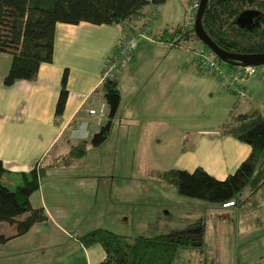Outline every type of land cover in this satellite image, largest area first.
<instances>
[{
	"label": "crops",
	"instance_id": "1",
	"mask_svg": "<svg viewBox=\"0 0 264 264\" xmlns=\"http://www.w3.org/2000/svg\"><path fill=\"white\" fill-rule=\"evenodd\" d=\"M144 19L136 20L135 27H141ZM149 30L151 33V27ZM121 35V25L57 23L52 62L40 65L35 81L18 80L10 86L4 85L3 79L12 57L9 53L0 52L2 165L9 172L18 173L28 172L39 163H56L47 169L38 191L30 197L32 207L43 208L47 219L0 245V264H99L105 256L102 247L98 244L84 246L78 241L79 236L96 228L132 237L176 232L202 233L203 249L194 250L206 251L207 233L203 230L206 222L202 221L201 215L199 217V212H195V208L203 203L179 195L176 188L165 181L157 183V187L167 198L162 199L164 197L160 194L161 200L152 202L148 186L116 182V167L104 165L105 158L116 159L126 155L131 138L126 133V126L132 118L153 126L155 131L163 128L165 117H168L165 116L166 111H170L175 99L168 95L175 96L180 83L187 91L193 89L190 95L201 99L212 98L216 91L225 92L210 72L136 73L138 67H133V72H130V66L141 64V59L146 56L153 67L162 65L166 71L171 67L174 69L180 60L176 49L179 47L163 39H155L156 42L149 40L153 42V46L150 44L149 47L136 42L131 55L126 58L128 61L113 77L118 83L120 103L108 138L98 147H89L77 162L58 164L71 144L90 139L94 127L98 129L104 120L97 124L96 118L87 110L97 109L103 102L102 71ZM65 69L68 70V97L63 113L55 116ZM243 83L250 94L248 100L257 99V106L250 108L249 112H237L239 102H233V108L231 105L222 108L227 117L219 122L215 131H209L208 121L195 125L190 135L180 137L181 144L166 148V152L160 154L169 159L170 166L154 170L177 168L192 171L200 166L218 180L233 173L251 148L234 137L221 135L219 128L237 114L261 113L259 105L264 103V81L258 75ZM88 154H92V166H88ZM105 178H111V181ZM6 181L13 183L11 177ZM263 184L264 181L249 196L254 198ZM253 200L251 204L255 203ZM221 207L229 208L223 204ZM255 210L253 208L249 212L252 214L248 218L253 223L262 222L264 216L258 215ZM239 227L242 229L246 225L239 224ZM4 228L12 233H3L1 229ZM0 232L13 235L14 227L1 223ZM238 232L241 233L240 230Z\"/></svg>",
	"mask_w": 264,
	"mask_h": 264
},
{
	"label": "trees",
	"instance_id": "2",
	"mask_svg": "<svg viewBox=\"0 0 264 264\" xmlns=\"http://www.w3.org/2000/svg\"><path fill=\"white\" fill-rule=\"evenodd\" d=\"M168 0H0V52L12 57L3 79L6 86L18 80L35 81L43 63H51L57 23L121 25L145 18L151 5ZM251 12H254L252 14ZM207 36L220 49L238 54L264 53V0H207L201 15ZM144 24V22H143ZM136 26V25H135ZM142 26V25H141ZM150 35V30H148ZM160 40L175 47L188 41H199L194 28L184 24L160 33ZM206 46V45H204ZM117 46L114 49L113 55ZM231 69L242 66L236 61L221 60ZM263 66L258 64L255 66ZM68 70L62 74L55 116L66 104ZM105 104L104 120L90 139L71 144L59 163L70 165L80 160L89 147L103 144L110 134L116 116L120 91L115 78L102 84ZM220 134L231 136L250 146V153L225 179L218 180L202 167L192 171L170 168L154 170L157 178L174 186L179 195L210 203L240 202L243 190H255L264 181V114H237L220 126ZM56 163H39L28 172L11 173L0 161V224L14 227L13 235L0 232V245L26 233L33 224L43 222V208L31 205V195L38 191L47 169ZM12 179L10 184L6 179ZM84 246L98 244L105 256L99 264H172L178 250L203 249L202 233L176 232L154 236H126L109 229L96 228L78 237ZM236 264H255L251 262Z\"/></svg>",
	"mask_w": 264,
	"mask_h": 264
},
{
	"label": "rangeland",
	"instance_id": "3",
	"mask_svg": "<svg viewBox=\"0 0 264 264\" xmlns=\"http://www.w3.org/2000/svg\"><path fill=\"white\" fill-rule=\"evenodd\" d=\"M191 1L168 0L163 4L151 5L149 13L140 24L144 25L146 23L149 28L151 27L150 37L158 41L160 40L158 36L160 37L161 32L164 30L170 31L185 23L187 8ZM153 11L156 12L157 17L150 18V14ZM138 41L145 43L143 45L148 47L153 43L146 37L134 38L130 43L132 51L134 50V44ZM151 45L153 46V44ZM176 49L179 51L180 60L178 64H175L176 67L174 69L171 67L169 71H166L162 65L153 67L148 56H146L141 59V64L131 65L130 72H133V67H138L136 73H209L200 72L195 61V54L192 51L185 50L182 47ZM139 57L141 58V55ZM127 61L128 59L122 61L114 74ZM257 73L259 78L264 81L263 66H257ZM243 84L242 87L244 86ZM198 88L197 86V91ZM176 92L175 96L170 93L168 95L173 96L175 99L170 111H166L165 116L168 117H165L162 129L155 131L156 128L153 126L146 125L145 122L132 118V121L126 126V133L129 138L131 137L128 142L130 146L126 151V155L117 156L116 159L112 157L110 159L105 158L104 160L106 162V164L104 163L105 166L116 167V178H114V181L132 182L138 184L139 187H141V184L148 186L150 188L148 195L151 196L150 201L152 202H156L157 199L161 200L160 194L164 197L162 199L167 198V196L163 195V191H160L162 189L157 187V183L159 184V182L163 181L153 174L154 169L168 168L170 166L169 159L160 156L161 153L166 152V148H173L177 144H181V141H179L180 137H187L192 133L195 125L206 124V121L209 122L207 126L210 129L209 131H215L219 122H222L227 117V113H224L222 108L229 105L233 108V102L234 104L237 102L240 104L239 108L236 109L237 112H249L250 108L257 106V99L251 102L248 100L250 94H248L249 98H239L229 93L225 94V92L216 91L212 98H205V100L204 98L201 99L198 96L190 95L189 92L192 93L193 89L187 91L182 86V83H180L179 90ZM259 108L261 113L264 114V103H261ZM94 128L93 133L97 127L95 126ZM157 138L161 140L157 141ZM115 143L114 141L113 145ZM88 157V166H92L94 164L93 159H91L92 154H88ZM105 180L111 181V178H105ZM260 189L258 194L251 198L249 194L254 192V190L250 191L248 187H245L240 202H228L229 208L227 209H222V204L196 199V201L203 203L201 207L195 208V212H199V217L201 215L202 221L206 222L203 230L207 233L205 241L208 247L203 252L194 250L197 249L196 247L180 249L172 264H236L237 261L264 264V220L259 223H253L248 218L252 214H249V212L253 208H256L255 211H257L258 215L264 216V184ZM252 199L255 200L254 204H251ZM239 224H244L246 227L241 229ZM238 230H240V234ZM1 231L5 234L12 233L7 228L1 229ZM211 249L214 251H211ZM260 256H263L262 259Z\"/></svg>",
	"mask_w": 264,
	"mask_h": 264
},
{
	"label": "built area",
	"instance_id": "4",
	"mask_svg": "<svg viewBox=\"0 0 264 264\" xmlns=\"http://www.w3.org/2000/svg\"><path fill=\"white\" fill-rule=\"evenodd\" d=\"M199 7V0H192L186 12L185 26L194 28L195 17ZM157 17L155 11L151 12L150 18ZM149 27L145 23L137 28L133 24H127L117 44L114 56L106 62L102 75V83L114 77L115 70L120 63L131 55L132 49L130 46L131 40L137 37H146L150 41H155L148 34ZM173 31V29H171ZM172 45V44H171ZM185 50H190L195 54V61L198 69L202 72H210L220 82L222 89L239 98H248L249 95L242 87V83L250 77L256 76L257 66L242 65L236 69H231L228 65L223 63L207 46L202 45L199 41H188L181 44ZM87 112L96 118V123L100 124L105 114V104L101 102L97 109H88ZM228 206L227 203L223 204Z\"/></svg>",
	"mask_w": 264,
	"mask_h": 264
},
{
	"label": "water",
	"instance_id": "5",
	"mask_svg": "<svg viewBox=\"0 0 264 264\" xmlns=\"http://www.w3.org/2000/svg\"><path fill=\"white\" fill-rule=\"evenodd\" d=\"M207 0H199V7L195 17L194 32L197 38L206 45L220 60L236 61L243 65H258L264 63V53H249V54H238L230 53L220 49L205 33L202 23L201 15ZM254 14V12H251Z\"/></svg>",
	"mask_w": 264,
	"mask_h": 264
}]
</instances>
